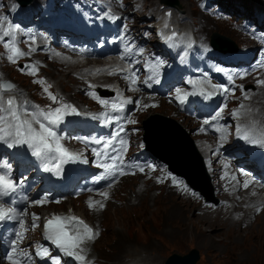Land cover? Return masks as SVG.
Wrapping results in <instances>:
<instances>
[{
	"label": "rangeland",
	"instance_id": "obj_1",
	"mask_svg": "<svg viewBox=\"0 0 264 264\" xmlns=\"http://www.w3.org/2000/svg\"><path fill=\"white\" fill-rule=\"evenodd\" d=\"M98 1H106V0H98ZM158 1L164 2V0L163 1L162 0H146L147 6L151 7V9L153 8L152 14L153 13L155 14L156 13L155 11L163 12V10H161V6H167L166 3L160 6L159 5L160 3ZM170 1L171 2L177 1L178 3L180 0H170ZM109 2H114V4L112 5H114V7H117L118 9H121L123 12L128 11L127 14L129 15L134 14L133 10L135 8L132 5L134 0H109L107 4H109ZM218 3H220L221 7L225 9V13L224 12L219 13L218 11L212 10V8H209L214 13L213 17L212 16L210 17L209 15H206V14H202L203 16H200L201 20L199 19L200 22L198 23V25L200 23L204 24L203 22H207L209 23L208 25L209 27H207L206 31L207 30L208 31L205 33L199 34L201 29L197 31L198 33L197 40L200 41L199 46L201 43H204V45L207 46L206 40L210 41L211 39L216 37V34H218L219 36L225 37V38L232 39L240 46V44H242L243 42L242 38L244 36V32L242 30H238V28L240 27L241 23H244V25H242L243 27H246L248 29L252 28L253 29L252 31L254 32L258 31V34L260 36V39L248 36L247 37V47L251 50L260 49L259 53L264 54V40H261V39H264V35L261 30L264 28L259 29L258 27H259L260 21L252 17L253 16L252 11L256 12L258 7L260 8L261 15L264 16V0H225V1L215 0L214 1V4H216L215 8L219 7ZM181 4H182L181 11H183V13L188 16L189 21L194 15H199L201 12V11L200 12L198 11L197 9L198 6L196 2H194L193 0H182ZM242 9L246 10L245 13L244 12L243 13L248 15V19L236 18L235 16L236 12L237 13H239L240 11L242 12ZM147 13L148 12H144L141 14V16L146 17L145 15ZM229 14H231L233 18L229 17L228 16ZM142 17H139V19L141 20ZM196 23H197V20L195 22V26H196ZM134 27H135L134 25L131 26V29ZM124 38L128 39V41L125 44L127 45L130 39L127 36H123L122 45L124 43ZM142 40L143 41H142L141 48L137 50L138 55H141L142 53L140 54V52L144 50L145 49L144 47L149 44L148 41H144L145 35L144 37H142ZM2 45L4 44L0 43V48L2 47ZM246 53L247 51H243V54H246ZM37 54L40 55L39 52ZM62 55L63 57L67 56L66 53H63ZM233 57H234L233 55L228 56L226 63L229 65H233V66H239V65L247 63L242 60H235L233 59ZM256 58H258V56H256ZM49 59L50 57H47L45 62L47 63ZM84 62H87V61H84ZM103 64L104 63H101L100 65L99 63L93 64V68H99ZM169 64H170V68L164 71L163 70L164 67ZM64 65L56 64V63L53 64V66L50 65L51 67H53L54 71L53 70L49 71L47 69V72L49 71L48 76L52 75L51 76L52 78L50 77L51 79L50 78L49 79L53 82V84L55 85V88L61 91L60 93L63 92L65 95H68L69 98H72V100L76 99L74 100V102L81 103L84 107L89 109L90 105L87 101L84 100L85 99L84 95H87L88 91H91L94 93V89L98 87H104L105 86L104 82H107L110 80L109 76H106L107 72L103 73V77H102L104 79V76H106L105 77L106 80L102 81L101 85L99 86L100 80H103L102 78L98 80L96 76H92V74L87 73L86 75L81 76V77L83 76L85 77V79L84 77L82 78V80L84 79L85 81L84 80L82 81L81 78H75L74 76V73H79L81 75L80 73L81 68H77V69L73 68L72 70L70 68H67L66 64ZM109 65L110 63H108L107 66ZM175 66L176 65H173V62L170 60L157 64V70H155V73H152V75L156 79L159 78V81H158L159 85L163 84V79L168 78V74L170 70H172ZM206 67L216 72H222V73L236 72L233 69L231 70L223 69V68H220L210 63H207ZM18 68L23 69L21 65H18ZM88 68L86 70L83 67L84 69L83 71L89 72ZM112 69H110V71H112ZM8 70L10 71L14 70L12 62L10 63V67L8 68ZM26 73H29V71L28 70L23 71L22 75ZM156 73H157V77H156ZM161 73H163L162 76H161ZM12 76H15V77L12 78ZM90 76L92 77V79H90L91 78ZM9 77L19 82H21L20 80H22V76L17 74L15 71L11 72ZM36 80L38 81L40 79H36ZM88 80L90 82H88ZM86 81H87V84H86ZM27 84H26L27 90L31 94L33 92V95H34V90L36 87L31 86L29 81L27 82ZM252 85L255 88L250 89L249 91L254 92L256 90V85H259V82H256L254 84L252 81H245L243 83V87L241 88V91L245 93L246 92L245 87L252 86ZM167 86H168V82H167ZM107 88L110 89L111 87H107ZM177 89H184V88H182L181 86H177ZM82 90H87V92L81 93ZM110 90L114 92L117 91V89L113 87ZM258 90L261 91V93H264V89L262 90L258 89ZM101 91L106 92L107 90L101 89ZM50 92H52L53 94L55 93L53 90H50ZM221 93H224V92H221ZM152 100L161 102L162 106L159 109L150 111L149 113L142 115L141 118L137 120L136 122L137 127L135 129L140 130L141 129L140 124H142V122L146 118H149V117L162 118L161 116L163 117L167 116L169 118L176 120L179 124H181V126H183V128L185 129V132H189L191 138L194 140V138L192 137L191 128L192 127L194 128V126L196 128L197 125L191 118L186 119V116L183 113L177 114V112L174 109H172L170 105H168L167 103H164L165 101L155 99V98H153ZM262 103L263 102L259 100H257L256 102L249 101L247 103V105L251 106L255 110V113L246 112V116L244 117V120H242L243 121L242 123L243 126L241 127L242 129L239 130L240 134L242 132H245L244 129L248 126V124L252 123L254 119L258 120L259 122L263 121L264 106ZM68 104L71 105V100L68 101ZM145 112H148V111H145ZM136 115H141V114H135L133 117H135ZM133 117H130V118H133ZM262 129L264 130V127ZM142 134L143 132L141 134L138 133L136 137L134 138L135 141H137L139 137L142 136ZM140 140H142V138ZM196 156L198 158V154ZM206 172H207V175L206 173H204L205 177H207V179L211 178L212 180V173L210 172V174H208L207 168H206ZM204 175L202 176L203 178H204ZM145 182L148 184V186L152 184L153 187H152L151 193L148 196H146L145 194L141 198L143 202L141 204L140 203L138 204L139 200H136L135 196L139 192H143L142 191L143 189L146 190V188L144 187ZM212 189H214L215 191L214 187ZM113 195H114V199L110 200L109 204L107 205L108 207L107 209L100 211V212H93V213L88 212V211L82 212L95 225H99L102 228V237L95 244L92 245L94 249L93 254L94 253L97 254L96 256L98 257L100 264H127V262L133 260L134 258L133 255L135 253H136L135 257L137 256V254L139 255L142 253V256L144 258H147L145 261L146 264L148 262H150L148 264H163V263L165 264L166 260L173 254L183 256V255L188 254L193 249L198 250L201 256L197 264H232L230 259H234V258L230 257V255L237 257L236 264H245V262L241 261V258L247 259L248 262H246V264H264V244H262L264 242V238L260 236V230H262V225H264V219L258 220L257 221L258 223L256 222V219L254 220L253 218L250 220V222L246 220L245 224L243 222L239 226L241 228V231H237V232L228 231L225 233V235L223 234L222 237L215 238V245H217V247H214V246L213 247L217 248L218 250L215 254L211 255L207 251L203 250L204 246L209 247L212 244L211 242H213L211 240V237H216L217 235L221 234V231H222L221 230L222 228L219 225H213V224L210 226L204 225V223L201 222L200 220L202 218V216L200 215L211 210V208H207V207L202 208V205L195 206L194 204H191L189 202H187L188 204H186L185 199L181 200L177 196V194L168 193V191H166L165 188L158 187L152 182L150 183L146 181L142 177H135V179L130 178L127 180H123L119 184V186L115 188ZM152 196H154V198H152ZM157 198H161L163 202L162 203L156 202ZM79 204L81 205L82 201L71 200V203L64 206L63 209L68 210L71 207L70 205H73V207L77 210L78 207L80 206ZM171 206L175 207V209L170 208ZM180 210L183 213H178V211ZM250 210L252 211V209ZM220 211H226V210L222 209ZM239 216H240V212L238 214L235 213L233 215V217H239ZM205 217H208V216H205ZM194 219H197V224L199 225V227H202V230L206 232L207 234L206 236H196L197 235L195 231L196 228L192 225V221ZM188 220H189V225L187 224L188 226H186V222ZM252 223L253 224L256 223L255 227L250 231H246V229H249L247 227H250ZM166 224H168L169 226V229L166 230L167 232L164 231ZM176 226H180L181 228L178 229V227ZM168 233H171V235H168ZM218 247L221 249H219ZM226 251H229L231 254L230 253L228 255L224 254ZM129 253H133V254H131L130 256L128 255ZM150 253H152V255ZM122 256H125L126 258L125 257L121 258Z\"/></svg>",
	"mask_w": 264,
	"mask_h": 264
},
{
	"label": "bare ground",
	"instance_id": "obj_2",
	"mask_svg": "<svg viewBox=\"0 0 264 264\" xmlns=\"http://www.w3.org/2000/svg\"><path fill=\"white\" fill-rule=\"evenodd\" d=\"M180 1L174 6H169L166 4L167 5L166 7L174 8V9L181 11L182 0H180ZM158 2L160 3L159 4L160 6L164 4V2H161V1H158ZM112 4H114V2H109V4H107V5L112 7V6H114ZM152 9H151V7L147 6L146 0H144V4L138 13L142 14L144 12H148L145 15L146 18H152L153 17L152 15L154 14V13L152 14ZM166 9L167 8H165L163 10V12ZM52 14H53V11H49L47 13V16H50ZM200 16H203V15L202 14L197 15V23H196L195 29H196V31H199L201 29L199 34H202V33H205L208 31V30L206 31V29H207V27H209L208 26L209 23L203 22L204 24L200 23L198 25V23L201 20ZM55 18L58 20L57 22L50 21L49 18H47V17H40L38 23L35 24L28 31H26L24 33L16 32V34H15L16 45L19 48H21L23 51L28 53V55L21 57L19 59L26 60L27 65L35 66V69L37 70V75H31L29 73L23 74L22 80H20L21 82L19 83V86H17L16 89L13 91V93L17 92L19 94V98H20L21 103L30 104V101H29L30 96L27 92L28 90L25 89L27 82L29 81L30 85L32 86L31 81H34L36 79H40L42 81H45L47 78H50L52 75L48 76L49 75L48 73H49V71L53 70V67H51L50 65L53 66V64H55V63L61 64V65L66 64V67L70 68L72 70H73V68H75V69L81 68L80 69L81 75L79 73H74L75 78H81V80L84 77V76L83 77H81V76L86 75L87 73L92 74V76H96L99 80L103 77V73L107 72L106 76H109L110 80L107 82H104L105 86L104 85L103 86L105 88H107V87L112 88L113 87V88L117 89L114 97L109 101H115V102H120L121 100L131 101V102L126 104L124 112L117 114V113L110 111V105L108 107H105V106L101 105L97 99H94L93 96L90 94L93 92H91V91L87 92V90H82L81 93L87 92V95H84L85 99L90 100V102H92L94 104V106L97 108L98 112L101 114V117L99 119L100 122L105 121L104 113H109L110 115H119L121 117H124V116L133 117L135 114H144V113H146L145 111L154 110L159 104H161V102H159V101H153L152 100L153 98L165 101V100L159 98V92L156 89H154L153 87H150L148 89V88H144L142 86V82L145 80V76L142 75V73H141L142 69L144 68L143 66H141L139 64H134L132 62L130 70L126 69V64L129 61H132V58L130 57V55L128 53H124L122 51V47H117L115 50L106 49L103 51H99V50H96L94 48L96 46V42L98 41V38H96V41L90 42V46L88 48H85L79 42H74L72 44H68L64 40V39H66L65 36H61L59 32H49V34L47 36V32L52 29L53 25L55 27L65 29V26H63L60 21L63 20L64 18L73 19L69 10L58 11ZM39 33L42 36H39ZM59 37H61L62 40L59 39ZM141 37H144V34H141ZM23 40H24V42H23ZM47 41H49V42L47 43ZM127 41H128V39L124 38L123 45H125ZM144 41H148V43H149L144 48L148 51H151V49L153 48L152 45H153L154 41L151 38L146 37V36H145ZM193 42H195L196 44L194 46L191 44L190 50H193L194 48H197L199 46L200 41L197 40V36H196L195 41H193ZM155 47L157 48V46H155ZM56 48H60L62 50V53H66L67 56L63 57V55L61 54V55H58L59 56L58 57L55 54ZM38 52L40 53V55L37 54ZM109 53L113 57H111L110 60H107ZM140 54H141V52H140ZM8 55H9V53H8L7 49H5L4 45H2V47L0 48V61H2L4 63L6 69H8L10 67V63H11V61H9L7 58ZM47 57H50V59L46 63L45 60ZM68 58H71L70 62L68 61ZM65 60H66V62H65ZM83 60L87 61V62H84ZM105 61H109L108 63H110V65L109 66H103L102 65L99 68H93V64H96V63L101 64V63H104ZM176 64L178 66H180L179 62H176ZM44 65L47 67H45ZM83 67L86 70L89 67L88 68L89 72L83 71L84 70ZM67 68H65V69H67ZM47 69L49 70L48 72H47ZM110 69H112V71H110ZM13 71H15V70H13ZM137 72H139V77L137 79V83L131 84L130 80L127 79L126 76L129 73H137ZM10 74H11L10 72L3 73L0 71V80L9 77ZM169 74L172 77L171 86H173V85L181 86L182 88L186 89L187 91L192 89L194 94H195L194 98L192 99L193 103H196V104L201 103V105L203 106L202 107L203 111H201L200 113H197L195 115H191L189 118H191L195 122V124L197 125L196 128L194 126L195 136L199 141L195 142L196 143L195 145H196L197 151L200 154L204 155L208 160V165L210 168V172L212 173V180L214 182V187H215V191H216V192L214 191V193H215L217 203L215 205H213L210 203L203 202L201 199L194 196L190 192L189 188L186 187L183 183H180L178 185L174 184L173 179L171 177L165 175L163 173L162 168L156 167L154 170L147 168L146 174L148 175V177L147 178L142 177V178L145 179L146 181L150 182V183L152 182L153 184H155L158 187L165 188L166 191H168V193L177 194V196L181 200L185 199L186 204H188L187 202H189L191 204H194L195 206L202 205V208H205V207L211 208V210L200 215V216H202V218L200 220H201V222L204 223V225L210 226L213 224V225H219L222 228L221 234L217 235L216 237H211V240L214 242V243L211 242L212 244L210 246H212V247H210V246L205 247L204 246L203 250L207 251L209 254L212 255V254H215L218 250L217 248H214V247H217V245H215V238L222 237V235L223 234L225 235V233L228 231H230V232L241 231V228L239 226L243 222L245 224V221L249 220V217L252 213L250 209H244V206L246 204H248V201L251 200V198H252V189H251V187L243 188L242 186L245 184V182H247L249 185H255L257 183V181L252 178V174L254 172V167L249 166V163L252 160L253 152H245L246 157H244L245 159L242 161H236L234 159H229V157H228L229 153L231 151H233L235 149V146L240 143V139H239L240 133L238 131V128L240 130L242 129L241 128L243 126L242 120H244V117L246 115H242L239 118H235L233 120L232 124H230V126H229V134L226 135L225 137L222 133H219L218 135L217 134H210L213 131L211 127L217 121V119L211 121L210 123H208L206 125L203 124V119L212 112V111H210V109L215 108L216 104L221 100V99H217V92L215 91V89L217 88L216 81H212V83H210L209 85L203 82L204 79L207 80L208 78H211L212 75L209 73L203 75L201 72H198V71H193V72L188 71L187 72V71H181V70H179L178 72L170 71ZM184 75H187L188 77L193 78L194 82L189 84L188 81L186 80L187 78L183 77ZM106 76H104V79L102 78L103 80H100V84L98 83L99 86L101 85L102 81L106 80V78H105ZM13 77H15V76H12V78ZM84 79H85V77H84ZM90 79H92V77ZM57 81H58V79H57ZM88 82H90V81L88 80ZM86 84H87V81H86ZM27 86H28V84H27ZM53 91L55 92L54 94L59 98V101H58L59 105L61 104L62 101H64L66 104H68V101L71 100V104H72V103H74L73 101L76 100L74 98H73L74 100H72V98H69V96L65 95L63 92L60 93V92H57L55 90H53ZM166 91L167 90H164L162 92H166ZM32 94H33V92H32ZM10 95L11 94H9V93H5L4 98L10 97ZM169 97H171V95L167 96V98H169ZM188 97L186 95L182 97L184 100V103H186V101H187L186 99ZM167 98H166V100H167ZM255 98L259 101H262L263 102L262 104L264 106V93H261V96H256ZM224 100H227V98L225 97ZM244 104H245V102H243V105ZM144 105H149V107L145 108ZM175 107H176V109H179L181 107V105L175 103ZM128 109H133L130 114L127 113ZM243 110L245 113L246 112L247 113H250V112L255 113V110L251 106H246L245 108H243ZM225 112H226V110L223 111L222 115H224ZM78 120L81 121L82 119L79 117ZM123 122L124 121L121 120V123H123ZM256 124L260 128H263L264 127V119L261 122H259V121L256 122L254 120L252 123L248 124V126L244 129V131L251 136L252 135L251 126L256 125ZM110 125H117V124H110ZM150 126L151 125L149 124V128H150ZM125 127H126V129L131 128L132 127L131 123H125ZM93 130H94V133L91 135L92 137H98L103 132V131H101V132L97 131V129L95 127L93 128ZM147 132H148V128L146 129V133ZM149 133H150V131H149ZM86 141L89 144V140H86ZM0 143L4 144L2 142H0ZM163 143H164V145H161L158 147L159 150H161L165 153L174 154L176 158H178L179 160L180 159L183 160V164H184V165H182L183 170L188 171V166H187L188 164L185 165V160H184L185 158L183 159V157H184V149H183L184 144L179 143L178 145H176L175 142L172 141L171 136H169L167 139H164ZM261 146H262L261 143H259L256 146L255 151H258L261 148ZM0 154H1V151H0ZM71 162L74 166H77V164H75L76 161L73 160ZM224 168L228 169V171H226L225 173H223ZM143 170H145V169L143 168ZM234 171H236V174H234ZM254 176L256 177L257 173H254ZM125 180H127V179H125ZM229 185H232L234 187L233 194H230ZM144 187L146 188V190L143 189L142 190L143 192H139L135 196V199L139 200L138 204L139 203L141 204L143 202L141 200V198L145 194H146V196H148L151 193L153 185L151 184L150 186H148V184L145 182ZM156 192H158V191H156ZM153 194H155V193H153ZM159 196H161V195H159ZM152 198H154V196H152ZM71 200L72 199H70V201ZM108 200L109 199L104 198L101 201V203L105 204ZM228 201L232 202V206L227 205ZM156 202L162 203L163 200L161 198H157ZM136 205H137V203H136ZM70 206H71L70 208H72V211L75 214L87 218L86 215H84L82 212H75V208L73 207V205H70ZM170 208L175 209V207H173V206H171ZM222 209H224L226 211H220ZM237 212L238 213L240 212V216L239 217H233V215L235 213L238 214ZM178 213H183V212L180 210V211H178ZM253 215H254L253 219L254 220L256 219V222L258 220H263L264 219V209L260 213H254L253 212ZM205 216H208V217H205ZM187 224L189 225V220L186 222V226H188ZM246 224H247V222H246ZM192 225L196 228V230H195L196 234H197L196 236H206L207 235L206 232L204 230H202V227H199V225L197 224V219H194L192 221ZM255 225H256V223H254V224L252 223L251 226L249 225L250 227H247L249 229H246V231L252 230L255 227ZM176 227H178V229L181 228L180 226H176ZM168 229H169V226H168V224H166L164 231H166ZM168 235H171V233H168ZM260 236L264 238V225H262V230H260ZM154 240H156V239H154ZM156 242H158V241H156ZM262 244H264V242ZM157 247H158V245H157ZM151 248H152V246H151ZM89 249L92 253V256L97 255L95 253L93 254L94 249L92 251V246H90ZM219 249H221V248H219ZM154 250H156V249H154ZM150 252H152V251H150ZM229 253H230L229 251H226L224 254L228 255ZM131 254H133V253H129L128 255L131 256ZM150 254L152 255V253H150ZM135 255H136V253L133 255L134 256L133 260L127 262V264H146L145 261L147 258H144L142 256V253L139 255L137 254L136 257H135ZM148 256H149V254H148ZM123 257H125V256H122L121 258H123ZM230 257L234 258V259H230L231 263L236 264L237 257H234L233 255H230ZM110 258H109V260H110ZM164 258H162V259H164ZM118 261H116V262H118ZM241 261L245 262V264H246V262H248L247 259H245V258H241ZM147 262H148V260H147ZM148 263H150V262H148ZM161 263H163V262H161Z\"/></svg>",
	"mask_w": 264,
	"mask_h": 264
},
{
	"label": "snow or ice",
	"instance_id": "obj_3",
	"mask_svg": "<svg viewBox=\"0 0 264 264\" xmlns=\"http://www.w3.org/2000/svg\"><path fill=\"white\" fill-rule=\"evenodd\" d=\"M6 18H0V43L4 44L9 55L8 60L12 63H16L19 58L28 55L25 51L19 48L15 43L14 29L7 27L4 23ZM10 38V39H8ZM27 69L29 74L37 75V70L33 65H25L21 71ZM135 73H129L126 78L130 80L131 84H136L137 79L134 78ZM37 83H46L45 81L38 80ZM260 83L264 84V81ZM50 85L44 88V92L53 103H58L59 98L49 91ZM92 87V86H90ZM15 89V85L10 82L0 83V142L7 144L9 147L14 146H26L30 150L31 154L44 163L45 171H52L53 168L59 174L62 166L70 161L77 159L74 153H71L62 143V137L55 130L59 124L63 121L65 115L68 114L67 110L70 109L72 113H77V109L69 104L63 103L60 106L52 108L49 106L47 109L40 106H34L35 111L30 110L26 104L22 106L14 97L5 99V93ZM180 89H177L178 99L183 103L184 100L179 96ZM225 92L228 89H224ZM94 99H97L99 103L105 107L110 105V111L114 113H121L125 111L129 100H121L120 102L109 101L101 99L90 93ZM145 108L149 105H144ZM223 111L221 109L213 120L220 116ZM106 124H121V120L125 123H135L129 116L121 117L119 115H110L104 113ZM205 124L210 121H205ZM240 129L238 128V131ZM127 135V130L124 124H121L112 135L105 139L97 138L94 143L99 145L98 148H93V152L98 158H103L98 166L103 168L108 176L113 178L127 174L126 162L124 160V136ZM245 139H250L246 134ZM264 142V141H262ZM51 164L52 167H48ZM143 171V168L140 169ZM132 174H135L134 172ZM173 183L178 185L182 181H178L175 177L172 178ZM23 180L17 182L10 177L8 171L0 173V201L5 197L11 196L15 193L18 187L22 186ZM244 187H248V183L245 182ZM101 196L107 198L108 192H101ZM34 203L43 205L44 201H35ZM90 208H95L99 205L103 209L104 204L100 201L89 202ZM11 204H15V200L11 201ZM24 215V213L18 212L15 207L6 206L0 202V222L15 219L17 216ZM40 217L32 214V227H39L37 221ZM21 227L23 223L21 222ZM99 232L92 226L88 225L83 219L76 216H57L52 215L46 218L44 237L54 246L56 250L62 255L53 256L51 250L41 245L40 249L35 253L41 259L50 260L51 264H61L62 256L74 258L78 264H90L87 256V245L94 242L98 237ZM23 238L22 232L15 233V239L11 243V251L7 254L6 260L9 264H31L33 260L32 254L24 252L18 248V241Z\"/></svg>",
	"mask_w": 264,
	"mask_h": 264
},
{
	"label": "water",
	"instance_id": "obj_4",
	"mask_svg": "<svg viewBox=\"0 0 264 264\" xmlns=\"http://www.w3.org/2000/svg\"><path fill=\"white\" fill-rule=\"evenodd\" d=\"M22 5H24L27 0H18ZM164 3H166L167 5H171L174 6L177 4V1H173L171 2L170 0H164ZM225 37L219 36L218 34L216 35L215 39L213 38L212 41V45L215 49L221 51V52H235L237 51L236 46L234 45H229L228 44V40L225 41ZM227 42V43H226ZM231 47V48H229ZM229 49V50H228ZM162 120H166L161 118ZM169 121V123L167 124H163L162 122L160 123L161 125V134L162 136H171L173 137L175 140L179 141V143L182 140H185L186 138V134L183 130L179 129V127L172 121L170 120H166ZM164 128H170L172 130H164ZM148 130H149V126H148ZM186 141L189 143V145L191 144V142H189V140L186 139ZM151 142V141H150ZM151 144L153 145V142H151ZM192 146V144L190 145ZM150 150H152L151 148H149ZM184 149V157L183 159L185 160V165L188 166V171H184L182 165L183 164V160H179L178 158L175 157L174 154H169V153H165L167 157L170 158L171 162L173 163L172 166L171 163L162 158L160 155L159 158H161V160L163 159L164 161L168 162V164L171 165L170 169L172 171H174L176 174H178L179 176L184 177L189 184L192 186V188L196 189L197 191L201 192L204 196L207 197L208 200H213L210 196L211 194V190H210V186H209V180L207 179V177H205L204 175V169H203V164H202V160L199 158V160L195 159V153H189V151L186 150V148L183 146ZM193 151H194V146H193ZM159 150V149H158ZM192 151V152H193ZM189 153V154H188ZM156 156L157 154L154 153ZM197 157V156H196ZM168 158V159H169ZM162 160V161H163ZM196 163V164H195ZM176 168L178 169H175ZM198 170V171H197ZM198 172H200L202 174L203 177H200L198 175ZM200 253L198 250L193 249L191 250L188 254L186 255H177V254H173L172 256H170L165 264H197L198 261L200 260Z\"/></svg>",
	"mask_w": 264,
	"mask_h": 264
},
{
	"label": "trees",
	"instance_id": "obj_5",
	"mask_svg": "<svg viewBox=\"0 0 264 264\" xmlns=\"http://www.w3.org/2000/svg\"><path fill=\"white\" fill-rule=\"evenodd\" d=\"M162 122L163 124L165 123V124H167V123H169V121H166V120H162V119H160V118H158V120H156V119H154V120H149L147 123H146V127L148 128V124H150L151 123V128L149 129V131H150V133H149V131L147 132V135L148 136H146V139H147V141L149 142V141H152L153 143H155V147L156 148H158L159 146H161V145H164V143H163V141H164V139H167L168 137H169V135L166 137V136H162V134H161V125H160V123ZM164 130H172V129H170V128H164ZM172 141H174L175 142V144L176 145H178L179 144V141H177V140H175L173 137H172ZM190 142V141H189ZM150 143V142H149ZM181 143H183L184 144V147L186 148V150L187 151H189L190 152V154L192 153H194V151H193V149H192V146H190L189 145V143L186 141V139L185 140H182L181 142H180V144ZM183 146V145H182ZM155 151H157L159 154H160V152L158 151V149H154ZM193 151V152H192ZM162 154H163V158H165V159H167V160H169L170 162H171V160L170 159H168L165 155V152H163L162 151ZM195 155V157H194V160L195 159H197V157H196V154H194ZM198 160V159H197ZM196 164V163H195ZM177 169V168H176ZM198 171V170H197ZM198 175L200 176V177H202V174L200 173V172H198Z\"/></svg>",
	"mask_w": 264,
	"mask_h": 264
}]
</instances>
